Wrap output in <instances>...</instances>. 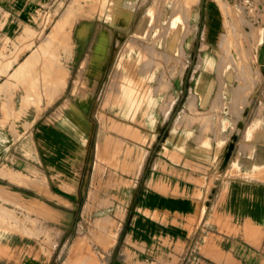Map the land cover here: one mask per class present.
Wrapping results in <instances>:
<instances>
[{
	"label": "rangeland",
	"instance_id": "374dc122",
	"mask_svg": "<svg viewBox=\"0 0 264 264\" xmlns=\"http://www.w3.org/2000/svg\"><path fill=\"white\" fill-rule=\"evenodd\" d=\"M111 2L38 0L30 13L16 11L8 17L3 12L5 4L0 6V234H11L17 243L16 251L7 252L5 246L0 255L14 257L19 264H74L72 255L79 239H84L82 252L93 253L99 264H170L166 257L157 261L153 255L138 254L135 241L125 244L119 236L115 248L105 249L91 236L94 219L108 216V229L116 231V236L129 228L139 173L149 157L168 150L170 136L196 133L197 141L224 146L222 152L231 157L250 120L254 127L244 133V139L264 131V0H199L192 4V30L185 40L186 57L182 58L185 63L175 62L177 73L171 78L172 85L157 91L155 102L160 105H154L156 119L152 124L145 117L132 120L116 114L110 82L114 87L119 80L120 60L134 46L132 38L143 32H137L139 21L144 18L146 28L158 11L154 0H127L134 14L128 27H123L111 20ZM27 5L30 2L26 0L19 10ZM159 8L167 10L168 3L159 4ZM6 18L8 29L4 27ZM79 27L84 29L83 35L77 33ZM102 27L105 35L111 32V41L99 67L95 57H87V45L92 33ZM223 36L240 50L239 56L234 49L230 52L245 69L247 93L240 96H247L246 102L237 99L230 110L213 100L191 108L187 99L194 76L199 75L198 57L207 53L215 59L222 53L216 40ZM202 42L208 44L206 51L200 50ZM240 44L248 46L247 55ZM168 74H163L165 81ZM234 82L226 77V86ZM170 96L174 99L166 107ZM224 96L230 98L227 92ZM79 97L87 101L83 113L88 129L82 138L76 129H71L70 135L62 134L51 151L45 129L61 128L66 101L75 103ZM111 118L132 125L137 130L135 135H119ZM107 133L112 144L119 140L117 137L123 139L119 160L136 162L130 172L112 165L108 155L97 153ZM250 147L248 141L240 143L243 152ZM195 238L193 255L182 264H264V252L255 249L234 253L233 257L222 251L209 255V263L203 262L200 233ZM210 241L211 249L217 248L215 240Z\"/></svg>",
	"mask_w": 264,
	"mask_h": 264
},
{
	"label": "crops",
	"instance_id": "0c3cea01",
	"mask_svg": "<svg viewBox=\"0 0 264 264\" xmlns=\"http://www.w3.org/2000/svg\"><path fill=\"white\" fill-rule=\"evenodd\" d=\"M25 1L0 0V6L5 4L7 17L16 11L28 14L38 0H27L30 5L19 10ZM8 20H4L7 29ZM245 132L231 157L222 152L224 146L197 141L196 133L170 136L168 150L145 161L139 173L133 218L129 228L115 236L110 250L119 236L125 244L127 240L135 241L138 254L153 255L157 261L166 257L170 264H182L192 257L198 232L203 262L209 263V255L222 251L231 257L249 249L264 252V131L249 134L247 139ZM246 141L251 149L243 152L240 143ZM211 238L217 248L211 249ZM5 246L7 252L16 251L11 234H0L1 252H5ZM0 264L19 263L14 257L0 255Z\"/></svg>",
	"mask_w": 264,
	"mask_h": 264
},
{
	"label": "bare ground",
	"instance_id": "6f19581e",
	"mask_svg": "<svg viewBox=\"0 0 264 264\" xmlns=\"http://www.w3.org/2000/svg\"><path fill=\"white\" fill-rule=\"evenodd\" d=\"M198 2L199 0H154V8L158 12H155L154 15L152 14L153 17L146 28H144L146 24L145 19L142 18L139 21L137 32L141 30H143V32L132 38L131 44L134 46L131 45L129 51L124 52L120 60L122 75L119 80L115 82V89L113 87V81L110 82V89L112 88L111 91L109 90L110 95L114 90L112 93L111 105L117 108L116 114L129 117L132 120L138 117H145L151 124L155 121L156 115L153 113V108L157 99V91L161 93L162 89L171 86V78L174 77V73H177L176 63L178 61L182 63L181 65L185 63L182 58L186 57L185 40L192 30L190 26V19L192 18L191 6L192 4L197 5ZM163 3H168V9H164L163 11H161L160 8L157 9L158 5ZM108 11L111 20L123 27H128L133 19L134 12H130L127 0H112L108 7ZM229 31L231 35H233L232 32L234 31L232 27ZM77 33L83 35L84 29L79 27ZM110 39L111 32L109 36L105 35L104 28L102 27L96 29L95 32L92 33V38L87 45L88 49H90L87 57H95L96 61L99 62V67H101L105 61L109 50ZM216 44L221 49L222 53H218L215 59L207 53H205L204 56L200 55L198 57L199 75L194 76V84L190 89V94L187 99V104L191 108L195 103L203 106L204 103L213 100L216 105H220L221 103L224 106L228 105V109L230 110L234 107L232 104L237 99L246 102L247 96L242 98L240 96L242 93L246 92V74L243 72L245 69L240 67L242 64L237 63V59L234 58L230 52V49H234L239 56L240 50L236 48L232 41L227 42L226 36L222 38L219 37L216 40ZM207 48L208 44L203 42L200 44V50L206 51ZM241 48L244 55H247L250 51L248 46L245 48V45L242 46L240 44V49ZM87 57H85V59ZM164 73H169V77L166 81L163 78ZM226 77L232 78L235 82L226 86ZM96 83H94L91 91L95 89ZM226 92L229 94V99L224 96ZM173 99L174 98L170 96L169 99L166 100V107L171 105ZM66 104L67 110H65L63 115L62 127L57 129L46 128L45 131L47 135L43 134L46 136L45 140L47 147L50 148L51 151H54V145L62 134L70 135L71 129H76V133L82 138L88 129V121L83 113L87 105L86 98L79 97L76 99L75 103L67 100ZM159 105V102H157L155 107ZM223 110L225 111L226 109L223 107ZM110 122L116 125L115 129L119 135L134 136L137 131L136 128H133L132 125L128 123L112 118ZM253 127L254 122L251 121L247 133L253 129ZM109 136L110 135L107 133L101 143L98 144L97 153L104 157L108 155L109 158L112 159V165L130 172L131 168L132 170L133 167L135 168L136 162H127L123 158L122 161L119 160V155L123 151V139L117 137L119 140L112 144L110 142L112 138H109ZM48 190L49 187L45 189L46 192H49ZM85 211L88 212L90 210L86 209ZM51 213L55 219V211ZM108 225L109 217L106 215L99 216L94 219L93 230L90 231L94 240L105 249L112 246L114 241H116V231L110 228L108 229ZM83 244L84 239L76 241L72 255L73 263L99 264L95 261L93 253L92 255L90 254L91 250H89L90 253L82 252ZM87 248H89L88 245ZM79 254H81V256H78Z\"/></svg>",
	"mask_w": 264,
	"mask_h": 264
}]
</instances>
